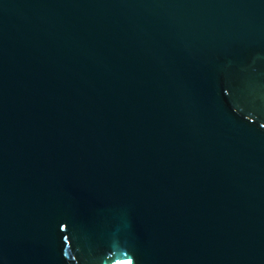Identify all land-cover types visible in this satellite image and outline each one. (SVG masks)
I'll return each mask as SVG.
<instances>
[{"label": "water", "instance_id": "obj_1", "mask_svg": "<svg viewBox=\"0 0 264 264\" xmlns=\"http://www.w3.org/2000/svg\"><path fill=\"white\" fill-rule=\"evenodd\" d=\"M264 264V0H0V264Z\"/></svg>", "mask_w": 264, "mask_h": 264}, {"label": "bare ground", "instance_id": "obj_2", "mask_svg": "<svg viewBox=\"0 0 264 264\" xmlns=\"http://www.w3.org/2000/svg\"><path fill=\"white\" fill-rule=\"evenodd\" d=\"M116 264H131L129 261L125 260V261H122V262H119V263H116Z\"/></svg>", "mask_w": 264, "mask_h": 264}]
</instances>
